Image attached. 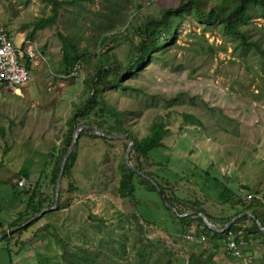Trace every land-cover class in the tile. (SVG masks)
<instances>
[{
  "label": "rangeland",
  "instance_id": "obj_1",
  "mask_svg": "<svg viewBox=\"0 0 264 264\" xmlns=\"http://www.w3.org/2000/svg\"><path fill=\"white\" fill-rule=\"evenodd\" d=\"M184 1L59 0L54 22L33 32L41 18L55 13L53 0H0V33L33 52L20 89L0 87V233L7 232L0 236V264H192V256L205 264H264V235L249 214L221 236L204 232L195 217L186 224L178 218L194 206L218 226L238 208L223 203L205 179L203 172L211 170L240 184L242 199L252 202L245 211L264 219V53L219 23L200 22ZM205 1L209 8L217 0ZM166 8L176 10L171 40L160 36L161 48L128 71L123 85L106 82L102 92L137 137L155 119L168 128L160 147L130 161L167 185L178 210L134 170L133 194L122 195L128 138L104 140L83 128L56 206L24 224L35 208L54 204L53 160L81 124L69 118L73 105L93 90L89 79L100 52L114 53L127 70L140 54L139 26ZM243 28L264 50V17L253 11ZM61 36L78 48L75 69L64 63Z\"/></svg>",
  "mask_w": 264,
  "mask_h": 264
},
{
  "label": "trees",
  "instance_id": "obj_2",
  "mask_svg": "<svg viewBox=\"0 0 264 264\" xmlns=\"http://www.w3.org/2000/svg\"><path fill=\"white\" fill-rule=\"evenodd\" d=\"M62 2L63 1H61V3ZM184 2L185 6L189 8L191 13H193V15L200 22L205 24L219 23L226 32L238 37L241 44L254 46L260 53H264V50L258 40L255 38H248L246 29L243 28L244 22L253 11H257L261 16L264 17V0H217L209 8L205 6V0H185ZM59 3V0H53L55 13L52 16L41 18L33 26V32H35L37 29L44 28L54 22V17L57 12L56 7ZM175 11H172L170 8L163 9L160 18L150 17L146 22L139 26V33H141L142 38L140 39L136 48L137 51L140 52V54H137L136 58L131 62V65L127 70H122V67H120V61L114 53L100 52L98 56L96 71L89 79L93 90L91 91V93H89L87 99L82 102L81 105H73V115L69 118L71 124H73V122H77V119L80 118L82 119L81 123L92 124L97 129L106 133H125L131 136L133 140L130 150L131 160H133V155H135L136 157L139 155L146 156L152 150L160 147L163 143V137L168 133L169 130L164 126V123L161 119H155L151 122L148 133L141 137H137L125 126V123H127V121H125V119L123 118V111L118 110L114 105L106 102L104 100L102 91L106 82H110L111 84L117 83L123 85V78L125 77V75H127L128 71L132 73L135 67L140 66L144 62V60L152 50H159L161 48V42L159 39L160 36L163 38L162 40H171L175 32L172 27L170 17L172 18V15L175 14ZM155 34L157 35L156 37H154ZM61 39L64 63L69 66H74V64L80 59L78 48L75 47L74 44H70L65 36H61ZM27 63L29 64L28 60ZM92 112H94L93 120L88 119V117H90V113ZM191 117L195 118L193 115H191ZM195 119L200 127H204L203 121H200L197 118ZM88 131H90L93 136L100 137L104 140L113 138H108L107 136L96 134L91 129H88ZM70 142L71 134L68 135L62 153L59 156L55 157L53 160L54 165L51 170V180L53 182L56 180L63 152L66 151ZM76 157L77 151L76 147H74L66 160L65 168L62 174L63 176H70V168L73 166ZM133 163L136 168L150 175L159 184L166 200L177 209L176 203L173 201V198L167 194V185L162 184L157 175L153 174L150 171L144 170L137 162L134 161ZM122 164L123 170L120 177L119 190L122 195H125L127 193L128 195L132 196L134 188L132 176L136 172H134L129 166H127L124 161ZM212 166L213 165L211 164V167ZM203 174L205 176V179L210 180L209 182H211L213 188L217 191L218 197L223 201V203H230L231 205L238 207L235 211H233V213L224 217L225 222H227L233 215L239 212H246L245 210H247L248 205H251L252 202H245L242 199L239 191L241 190L240 184L232 186L230 185L231 182H227L223 175H220L219 177L218 175L212 174L211 170H205ZM137 176L140 177L142 182H145L152 188H154V185L145 176L141 174H137ZM165 180L167 183L168 178ZM255 198L256 196L252 194L251 200L253 201V199ZM190 208L203 211L204 214L213 223H218L217 220L207 212L202 209H197L194 206H190L180 211V213ZM36 210L38 211L39 208H35V211ZM250 212L258 217L264 226V219L260 215H258L254 209H252ZM193 217L197 218L201 222L202 229L206 233L221 236L227 233L229 230L233 229V225H231L224 231L212 229L204 224L201 217L197 214L178 216L179 220L184 224L189 222ZM225 222H221L218 226H223ZM254 228L260 235H264V233L259 229L256 223H254ZM18 243L21 244V241H19ZM8 252L10 253V250ZM197 258L198 256H192L189 260L192 261V264H205L199 263L198 260L196 261ZM82 263H84V261H82Z\"/></svg>",
  "mask_w": 264,
  "mask_h": 264
},
{
  "label": "water",
  "instance_id": "obj_3",
  "mask_svg": "<svg viewBox=\"0 0 264 264\" xmlns=\"http://www.w3.org/2000/svg\"><path fill=\"white\" fill-rule=\"evenodd\" d=\"M83 128H89L91 130H93L94 132H96L97 134H100V135H104V136H107V137H122V136H125V137H128V144L126 146V149H125V152H124V160H125V163L127 166H129L132 170L138 172L139 174L145 176L146 178H148L156 187V189L158 190L159 194L161 195L162 199L164 200L165 204L172 208L173 210H175L172 205L165 199L164 197V194L159 186V184L148 174H146L145 172H143L142 170H139L138 168H136L132 162L130 161V158H129V155H130V150H131V145H132V137L125 134V133H106L104 131H101L99 129H97L94 125L92 124H89V123H81V124H78L74 127L73 129V133H72V139H71V142L67 148V150L65 151V153L63 154L62 158H61V161H60V168H59V171H58V174H57V177H56V181H55V199H54V204L53 206L51 207H47V208H42L40 209L39 211H37L34 215H32L24 224L28 223L31 219H33L35 216H37L38 214L40 213H43L44 211H47V210H51L54 206H56L57 204V198H58V193H59V186H60V180H61V177H62V174H63V171H64V168H65V163H66V160L70 154V152L73 150L74 146H75V143H76V139H77V136L79 134V131ZM249 214L250 216L253 217V219L255 220L256 224L258 225L259 229L264 232V226L263 224L261 223L260 219L258 217H256L253 213L249 212H239L235 215H233L227 222L225 225L223 226H217L215 225L202 211H199V210H195V209H188L182 213H180L179 215H187V214H197L199 215L203 221L205 222V224L207 226H209L210 228L212 229H215V230H219V231H222V230H225L236 218H238L239 216L241 215H244V214ZM5 234H7V232H2L0 233V236H4Z\"/></svg>",
  "mask_w": 264,
  "mask_h": 264
},
{
  "label": "built area",
  "instance_id": "obj_4",
  "mask_svg": "<svg viewBox=\"0 0 264 264\" xmlns=\"http://www.w3.org/2000/svg\"><path fill=\"white\" fill-rule=\"evenodd\" d=\"M33 55L29 48L21 49L8 37L5 32L0 33V87L5 86L14 92L15 87L21 86L29 78V65L27 60ZM75 63L73 69L78 67ZM25 178L18 180L19 185H23ZM186 236L193 234L187 232ZM229 248L234 249L237 245L234 240L228 244Z\"/></svg>",
  "mask_w": 264,
  "mask_h": 264
},
{
  "label": "bare ground",
  "instance_id": "obj_5",
  "mask_svg": "<svg viewBox=\"0 0 264 264\" xmlns=\"http://www.w3.org/2000/svg\"><path fill=\"white\" fill-rule=\"evenodd\" d=\"M18 87L20 88V86H17V87H15V89H17ZM15 89H14V91H15Z\"/></svg>",
  "mask_w": 264,
  "mask_h": 264
},
{
  "label": "crops",
  "instance_id": "obj_6",
  "mask_svg": "<svg viewBox=\"0 0 264 264\" xmlns=\"http://www.w3.org/2000/svg\"><path fill=\"white\" fill-rule=\"evenodd\" d=\"M19 88V87H18ZM20 89V88H19ZM21 91V90H20Z\"/></svg>",
  "mask_w": 264,
  "mask_h": 264
}]
</instances>
